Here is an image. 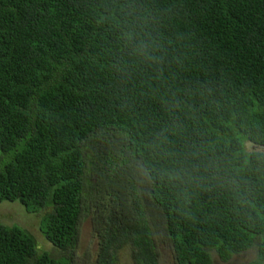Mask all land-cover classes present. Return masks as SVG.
<instances>
[{
    "label": "trees",
    "instance_id": "16d2710c",
    "mask_svg": "<svg viewBox=\"0 0 264 264\" xmlns=\"http://www.w3.org/2000/svg\"><path fill=\"white\" fill-rule=\"evenodd\" d=\"M88 163H90L88 165ZM0 264H264V0H0Z\"/></svg>",
    "mask_w": 264,
    "mask_h": 264
},
{
    "label": "rangeland",
    "instance_id": "374dc122",
    "mask_svg": "<svg viewBox=\"0 0 264 264\" xmlns=\"http://www.w3.org/2000/svg\"><path fill=\"white\" fill-rule=\"evenodd\" d=\"M90 163H88L89 165ZM0 204V221L5 224L17 223L33 232L38 238L40 247L42 249L50 250L54 256L62 255L50 243L45 242L39 226L40 216L36 214L27 213L19 203ZM160 250V264H176L173 250L169 245L159 244ZM97 252L96 239L93 236V226L91 216H86L83 220L80 241L77 246L74 259L76 264H92ZM128 249H123L119 253L118 264H133L131 255ZM256 255L255 249H250L241 254L235 255L230 261H222L216 253H213L214 264H248L250 260L254 259Z\"/></svg>",
    "mask_w": 264,
    "mask_h": 264
}]
</instances>
